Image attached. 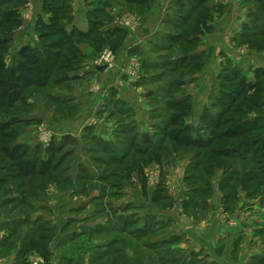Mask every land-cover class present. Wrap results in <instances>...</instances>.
I'll use <instances>...</instances> for the list:
<instances>
[{"label": "rangeland", "instance_id": "obj_1", "mask_svg": "<svg viewBox=\"0 0 264 264\" xmlns=\"http://www.w3.org/2000/svg\"><path fill=\"white\" fill-rule=\"evenodd\" d=\"M200 1L172 29L88 0L72 40L0 0V264L264 259V0Z\"/></svg>", "mask_w": 264, "mask_h": 264}, {"label": "crops", "instance_id": "obj_2", "mask_svg": "<svg viewBox=\"0 0 264 264\" xmlns=\"http://www.w3.org/2000/svg\"><path fill=\"white\" fill-rule=\"evenodd\" d=\"M64 2V4L68 5L69 10H71V15H73V22L71 23L72 26L78 31L80 32L84 37L87 36V32L84 28V25L86 22L82 23L80 18L79 20H77V14H75V10H79L78 8L80 7L82 10V8H85L86 12L88 10H92L91 8L97 7L99 5V7H101L102 9H105L107 7L108 10H110L111 12H114V14H111V21L112 23H120L123 19H125V16L127 14V11H129V6H137L139 7V9L142 11L141 14H139L137 17V19H139V23L141 22V25L143 26V23L145 24L146 22L149 23V27H152V23L155 21L158 23L159 20L161 23L157 24V26L159 25H164L165 24V19L167 17L168 14H170L171 11H175L177 9V3L179 2V0H97L96 4L91 5L90 9H87L88 6V0H83V2L85 1V4L82 5V3H80L78 0H62ZM93 7V8H94ZM89 8V7H88ZM85 13V12H84ZM83 14V13H82ZM84 15V14H83ZM83 20V19H82ZM84 21V20H83ZM79 22V23H78ZM152 22V23H151ZM82 23V24H81ZM162 26L160 28V30H158V32H160L162 30ZM112 32V30H111ZM108 32V33H102V35L107 36V37H112V36H117V35H121L123 30L120 29H116L114 30L113 33ZM157 32V33H158ZM111 33V34H109ZM151 33L154 34L156 32H154V30H151ZM83 37V38H84ZM86 39V38H84ZM126 40V39H125ZM125 40H123L125 42ZM122 48H123V44H122Z\"/></svg>", "mask_w": 264, "mask_h": 264}, {"label": "trees", "instance_id": "obj_3", "mask_svg": "<svg viewBox=\"0 0 264 264\" xmlns=\"http://www.w3.org/2000/svg\"><path fill=\"white\" fill-rule=\"evenodd\" d=\"M181 1L182 0H179V2L176 4L177 5V9L176 10H178L179 9L178 7H181V5H182L183 11H186V14H188V16H189L190 13L192 14V12H190L192 9L194 11L198 10V5L201 2L200 0H186L187 3L190 6L189 7L186 2L185 3H182ZM42 3H43V10L44 11L49 10V12H51L53 15H51L50 17H48V19L45 22H43V23L41 21H38L37 25L34 27V31L37 34L44 36V35L48 34V32L50 31V29H52V28L55 29L56 28V30H57L56 33H59V37L62 38L63 37V34L60 33L61 32V29L58 26V22L60 21V19H59L60 18L59 17L60 15H58V14L61 13L62 10L69 8L68 5L64 4V2L62 0H42ZM178 4H181V5H178ZM192 5H195V7L192 6ZM184 6H186L185 8H187V7H189V8L194 7L195 9L194 8L185 9ZM176 10L175 11H171L170 14H168L167 17H166V19H165V23L167 24V26L171 27L172 29H175L173 27L177 26L178 25L177 23L178 22H181V18H183L179 14L178 15L173 14V13L176 12ZM171 14H173V15H171ZM169 17H172L171 21L168 19ZM16 20L17 19H12V21H11V19H9V21H11L12 23L13 22L15 23ZM65 36L71 38L72 40H73V38H83L84 37L80 32H77L75 30H72L70 35H65ZM178 36H179L178 34L165 33L164 37L161 38L160 40H163V42H167L168 41V45L166 44L165 47L168 46V48H170L171 47L170 44L173 43L174 41H176L179 38ZM26 50L27 49H26L25 46H23L20 49L19 54H20L21 59L22 60H26L28 62H31L32 64H36L37 60H35V58L33 57V52L31 50H27V51ZM44 50H45V53L47 55V52H46V48L45 47H44ZM57 55H58V53H55L53 55V57H56ZM47 57H50V56H47ZM45 61H49V58H46ZM46 63H45L46 66L50 64L49 62H46ZM48 70H50V67H48ZM3 127H6V125H3L2 124L0 126V128H3ZM6 148H8V147H4V149H2V151L5 152V153H7V157H9V158L12 157L13 158V156H11V153L6 151L7 150ZM13 148H15V147H12V149ZM33 167H34V165H33ZM27 169H29V168H27ZM250 180H252V177H249L248 178V181H250ZM11 198H13V196H10L8 198V200L11 199ZM151 217H153V216H151ZM2 224H5V225H7V224L16 225V224H19V221L17 220L16 222H14L13 220L12 221H7V220L5 221L4 220L2 222ZM5 230H8V229H5ZM8 234H10V233H8V231H7V235ZM142 234H144V231H142V233L140 235L141 238L143 236ZM7 235H5V236H7ZM257 261L258 262L256 264H264V259H262V258L257 259Z\"/></svg>", "mask_w": 264, "mask_h": 264}, {"label": "built area", "instance_id": "obj_4", "mask_svg": "<svg viewBox=\"0 0 264 264\" xmlns=\"http://www.w3.org/2000/svg\"><path fill=\"white\" fill-rule=\"evenodd\" d=\"M109 53L107 52V55H108Z\"/></svg>", "mask_w": 264, "mask_h": 264}]
</instances>
